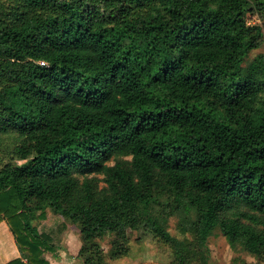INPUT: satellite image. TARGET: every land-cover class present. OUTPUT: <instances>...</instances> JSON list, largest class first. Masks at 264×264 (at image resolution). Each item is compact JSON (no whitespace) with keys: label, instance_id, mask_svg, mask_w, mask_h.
Listing matches in <instances>:
<instances>
[{"label":"trees","instance_id":"16d2710c","mask_svg":"<svg viewBox=\"0 0 264 264\" xmlns=\"http://www.w3.org/2000/svg\"><path fill=\"white\" fill-rule=\"evenodd\" d=\"M14 1L0 0V152L22 162L0 167V222L23 255L3 264H52L71 225L86 264L140 227L207 264L173 216L264 260V53L246 62L264 0Z\"/></svg>","mask_w":264,"mask_h":264},{"label":"rangeland","instance_id":"374dc122","mask_svg":"<svg viewBox=\"0 0 264 264\" xmlns=\"http://www.w3.org/2000/svg\"><path fill=\"white\" fill-rule=\"evenodd\" d=\"M1 1L8 9L16 4L14 0ZM248 16L251 23L264 22V20L258 18L257 15L248 14ZM259 53H264V39L259 48L250 52L246 62L252 60ZM7 162L19 165L22 161H12L9 156H3L0 152V167ZM56 219H58V217L53 216V213H51L49 220L40 221L36 219L33 223L40 226L41 229H43L44 226V228L49 229ZM6 224L5 230L7 232L4 234L0 230V236L6 238V241L3 240L4 243L8 242L6 243V247L11 245L14 246L13 240L16 239L15 234L9 223ZM180 227V217H171L168 227L171 234L180 239L190 240L195 246L194 249L199 252L207 251L210 256L207 264H264V260L249 254L236 242L228 241L219 231L211 235L204 245L201 243L197 233L193 231V228H190L187 232H182ZM9 231L11 233H9ZM126 236L127 239L123 240L125 245H122L120 252L115 254H112L110 251L112 248L110 237H105L96 241V247L93 246L92 251L95 257L101 260V264H180L176 262L173 248L155 237L148 229L140 227L135 230H128L126 231ZM54 237L56 244L58 243L60 248L57 255H49L52 264H86L84 258H81L79 255L82 252L83 245L78 229L75 226L71 225L63 235H61L60 231L56 232ZM15 244H17L16 240ZM17 247L19 248L18 244ZM13 251L14 250L8 253L9 255L6 259L15 257L16 253ZM19 252L20 255H23L20 250ZM83 252L87 253L88 250L84 248ZM191 264L199 263L193 262Z\"/></svg>","mask_w":264,"mask_h":264},{"label":"crops","instance_id":"0c3cea01","mask_svg":"<svg viewBox=\"0 0 264 264\" xmlns=\"http://www.w3.org/2000/svg\"><path fill=\"white\" fill-rule=\"evenodd\" d=\"M7 223V221L6 220H4V221H1L0 222V230H1V232H3L4 234L7 232L6 230H5V226L7 225L6 224ZM2 233V234H3ZM9 233H11L10 231H9ZM3 234V235H4ZM3 240H5L6 241V238H4L3 236L1 237L0 236V246H2V247H0V264H3V263H6V262H8V261H10L11 259H6L7 257H8V253L10 252V251H12V250H14L13 252L14 253H16L15 254V257L14 258H17V257H21L22 255H20V252H19V248L17 247V244H15V240H13L14 241V243H13V245L14 246H7L6 247V243H8V242H6V243H4L3 242ZM17 243V242H16ZM10 244H12V243H10ZM8 245V244H7ZM16 251V252H15ZM14 258H12V259H14Z\"/></svg>","mask_w":264,"mask_h":264},{"label":"built area","instance_id":"2783aa9c","mask_svg":"<svg viewBox=\"0 0 264 264\" xmlns=\"http://www.w3.org/2000/svg\"><path fill=\"white\" fill-rule=\"evenodd\" d=\"M42 64H44V62H42Z\"/></svg>","mask_w":264,"mask_h":264}]
</instances>
